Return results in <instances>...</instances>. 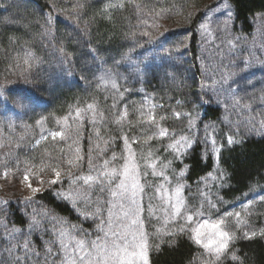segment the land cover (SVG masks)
<instances>
[{
  "label": "trees",
  "instance_id": "16d2710c",
  "mask_svg": "<svg viewBox=\"0 0 264 264\" xmlns=\"http://www.w3.org/2000/svg\"><path fill=\"white\" fill-rule=\"evenodd\" d=\"M22 1L23 18L14 19L17 0H0V13L11 19L0 31V173L48 180L56 169L62 177L31 197L19 185L0 187V264H53L61 228L73 229L76 237L95 229L96 222L65 196L75 182L67 176L76 169L73 163L85 172L93 149L102 162L130 145L138 155L149 150L167 156V139L145 143L136 135L154 126L179 128L177 114L194 113L199 124L220 127L224 199L239 201L264 186V135L229 143L223 108L212 103L204 85L199 25L210 0ZM227 1L235 30L251 34L254 17L264 13V0ZM80 52L95 66L92 79ZM46 67L50 79L35 78ZM144 103L154 123L143 117ZM66 128L79 137L73 151ZM53 132H63V138L53 139ZM179 163L186 168V181L195 185L213 172L215 158L197 143ZM262 233L237 237L222 264H264ZM201 251L191 234L181 232L154 242L149 264H201Z\"/></svg>",
  "mask_w": 264,
  "mask_h": 264
},
{
  "label": "rangeland",
  "instance_id": "374dc122",
  "mask_svg": "<svg viewBox=\"0 0 264 264\" xmlns=\"http://www.w3.org/2000/svg\"><path fill=\"white\" fill-rule=\"evenodd\" d=\"M18 5L12 13L14 19L23 18L21 6L25 5L22 0H17ZM211 8L205 12L200 23V63L203 72L204 85L209 95L213 99V104L221 105L224 111L223 119L228 125L225 133L229 143L238 142L244 136L264 135V13L254 17V31L251 34L237 32L234 28L235 13L232 5L227 0H210ZM19 14V15H18ZM11 19H7L6 14L0 13V31L7 26ZM17 22H20L19 20ZM21 23V22H20ZM28 32L30 30H27ZM84 44L85 39L76 37ZM86 52L78 54L79 60L84 64L85 74L91 79L95 75V66L87 63ZM24 75L23 72L20 76ZM52 71L48 67L40 70L35 75L39 80H49ZM54 83L50 84L52 88ZM3 96L0 98L2 103ZM143 117L148 121V116L153 115L151 107L147 103L142 106ZM196 114H179L176 116L179 128L151 127L136 135L137 138L146 140L145 143L154 139L165 138L168 140L170 154L160 157L151 151L138 155L133 145H130L123 154H113L108 160V169L120 170L129 151L134 153L135 162L139 168V182L143 186V191L137 193V207L139 214L135 217L138 223L128 229L136 233L142 232L147 238V264H149V252L151 245L164 237L187 232L192 235L190 229L196 227L204 220L209 223L223 220L221 226L232 237L228 241L227 250L216 258L214 252H210L200 244L201 255L204 258L201 264H222L224 257L229 254L228 248L232 241L240 236L249 234H259L264 231V186L255 189L245 195L239 201H228L222 196V189L226 184V175L219 166L218 153L221 148V130L215 124L202 125L198 123ZM78 126V125H74ZM166 129L167 135L160 136V130ZM70 136L66 135L69 147L75 150V142H79V137L75 132L66 128ZM75 141V142H74ZM197 143L204 146L205 155L211 154L215 158L213 172L204 176L199 183L190 185L186 177V168L179 163L185 150L190 149ZM78 148V146H77ZM77 155V153H76ZM115 157V158H114ZM98 151L91 152V166L89 170L80 172V166L73 163L76 169L67 172V176L75 181L66 190V198L75 208L86 218H92L96 222L95 229H86L84 236L76 237L73 229L61 232L55 239L56 248L53 249L50 257L53 264H71L75 240H83L90 246V242L103 239L108 233V241L112 240V232H123L124 226L130 221L124 219L120 210L121 201L119 197H114L112 192L120 183L119 177L111 179L103 178L100 184L89 186L81 179L88 175L99 176L105 171L104 161L100 162ZM151 165H155L152 167ZM6 174V175H5ZM10 171L5 170L0 173V187L20 186V192L26 196H33L40 192L50 181L56 179H44V176L25 179V175H10ZM17 177L19 179H17ZM62 176H60L59 180ZM78 180V181H76ZM31 185V186H29ZM180 188V198L184 202L180 216H174L171 204L175 202V192ZM38 189V191H34ZM172 199L166 202V199ZM116 204V207H113ZM111 210V217L109 211ZM239 214V215H237ZM188 215H192L193 220L189 223L186 220ZM260 227V229H259ZM184 231H181V229ZM204 242L208 239H217L210 229H202ZM61 233L69 244L66 259V250L61 247ZM129 239L131 237L129 236ZM59 255V256H58ZM233 253L230 254L232 256ZM58 256L55 260V257ZM143 264V261H139Z\"/></svg>",
  "mask_w": 264,
  "mask_h": 264
},
{
  "label": "snow or ice",
  "instance_id": "6c2138e0",
  "mask_svg": "<svg viewBox=\"0 0 264 264\" xmlns=\"http://www.w3.org/2000/svg\"><path fill=\"white\" fill-rule=\"evenodd\" d=\"M27 63V60H25ZM115 86V85H113ZM90 109L92 105L88 106ZM79 115V113H78ZM127 113L125 112L120 120L126 118ZM179 115V114H177ZM148 121L150 123L155 122V116L149 115ZM120 120L117 122L119 123ZM167 130L161 129L159 135L166 136ZM52 138L56 139L57 137L63 138V132H53L51 133ZM78 151V150H77ZM80 158V157H78ZM115 158V157H114ZM72 161H69L71 165ZM109 161H104V169L99 176L88 175L85 177H76V179H81L85 184L92 186L93 184H100L103 182V178H107L109 181L113 178H121L120 183L117 185L116 189L112 192L114 197H119L121 201L127 202V207L125 208L124 203H120L119 207L122 212L124 219H128L130 223L124 226L123 232H112V240L108 241V233H105L103 239L98 238L97 241L90 242V246L86 244L83 240H75L74 237L71 239L75 243L73 249V256L71 259V264H139V261H143V264H147V238L140 232L136 233L129 231L128 229L138 223L135 217L138 216L140 209L137 207V193L143 191V186L140 184L139 168L135 162V155L129 151L128 157L125 159V163L120 170L115 168L108 169ZM155 167V165H151ZM56 179L50 181L55 184L59 182L61 172L53 169ZM6 175V174H5ZM25 179H28V176L25 175ZM31 186V185H29ZM38 191V189H34ZM181 189L178 187L175 192V202L171 204L173 215L180 216L181 209L184 208V202L180 198L179 193ZM172 198L168 197L166 202L170 201ZM113 207H116V204H113ZM111 217V210L109 211ZM239 215V214H237ZM186 220L191 223L193 220L192 215H188ZM223 220L214 221L209 223L208 220H204L202 223H199L196 227L190 229L192 233V239L195 243L200 244L204 248L208 249L210 252H214L216 258L219 259L220 255L223 254L228 247V241L232 239L227 231L222 229ZM210 229L217 239H208L207 243L204 242L202 237L204 233L202 229ZM181 231H184L182 228ZM64 233H61L60 244L63 249L66 250L65 256L66 259L69 258L68 248L69 244L64 239ZM253 235H255L253 233ZM264 235V233H262ZM129 236L131 239H129Z\"/></svg>",
  "mask_w": 264,
  "mask_h": 264
}]
</instances>
